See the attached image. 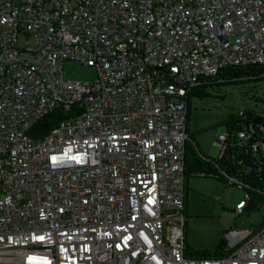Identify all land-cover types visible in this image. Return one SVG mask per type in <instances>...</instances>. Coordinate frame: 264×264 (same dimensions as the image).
<instances>
[{"label":"built area","instance_id":"2783aa9c","mask_svg":"<svg viewBox=\"0 0 264 264\" xmlns=\"http://www.w3.org/2000/svg\"><path fill=\"white\" fill-rule=\"evenodd\" d=\"M66 61L96 78H65ZM253 64L264 0H0V264H264V224L215 256L185 237L190 94ZM237 126L216 143L255 157L256 174L218 170L240 215L264 198V126Z\"/></svg>","mask_w":264,"mask_h":264},{"label":"rangeland","instance_id":"374dc122","mask_svg":"<svg viewBox=\"0 0 264 264\" xmlns=\"http://www.w3.org/2000/svg\"><path fill=\"white\" fill-rule=\"evenodd\" d=\"M24 40L25 36L21 35L20 46H23ZM63 69L65 78L70 80L92 82L96 78L94 68L75 61H66ZM203 86L207 85H200L194 90L201 89ZM256 90L263 99L259 103H243L240 89L235 86L225 87L223 90L224 99L215 97L214 94H218L209 90V93L212 94L211 97L191 103L188 128L191 132L201 131L195 135L197 143V147H195L200 155H204H199L198 161H202V157H206L203 160L207 162L208 159L217 158L219 147L216 143V136L227 130L226 122L238 111L256 110L264 117V82ZM189 147L194 148L190 132ZM210 174L215 176L211 171L206 173V175ZM242 199H244L243 190L226 186L217 179L196 176L189 180L186 189L187 225L185 237L191 254L195 255L199 249L205 251L218 249L220 239L225 232L254 230L264 224V201L253 209H245L242 214L238 215L235 207Z\"/></svg>","mask_w":264,"mask_h":264},{"label":"trees","instance_id":"16d2710c","mask_svg":"<svg viewBox=\"0 0 264 264\" xmlns=\"http://www.w3.org/2000/svg\"><path fill=\"white\" fill-rule=\"evenodd\" d=\"M264 82V66L253 64L246 67H229L223 69L216 77L209 80L207 83L202 85H207L201 87V89L194 90V93L190 94V102H189V112L187 117V122L190 120V107L191 103L200 101L204 98H209L212 96L211 93H209V90H212L216 92L215 97H220L222 99L225 98L223 96V93L225 90V87L228 86H235L238 89H240V94L242 95V102L243 103H259L261 102L262 96L258 94L256 88ZM245 90H242V89ZM243 112V115L240 113ZM258 117H263L260 115L259 112L256 110H248L243 109L240 110L229 119V121L226 122L227 128L231 127L232 125L238 124L240 129L241 126L247 125V120L254 121ZM66 117L63 115V113L60 111L59 108L54 110L52 113L41 119L39 123L32 129L33 135L38 138L41 136L46 135L52 128H54L59 122L64 120ZM237 126V127H238ZM213 129V128H212ZM189 132L192 136V144L194 145V148L189 147ZM201 133V131H195L191 132L188 128V140L185 144V180H186V187L188 186V182L191 178L196 176L201 177H209L214 178L222 183H224L226 186L233 187L230 185H227L224 179L218 174V170H226L231 171L234 174L240 176L243 175V167L241 165H238L237 163L245 162L246 167H249L248 174H244L243 176L256 174V169L253 167L255 165V157L253 154H248V150L244 148L243 150L239 149V152H227L225 156H218L215 159V163H211L208 159V162L206 160H203L206 157H202V161H198L197 157H199V151L196 148L197 143L195 140V135ZM218 136V135H217ZM216 136V137H217ZM233 136H237L236 132ZM196 146V147H195ZM198 151V152H197ZM202 154V152H201ZM203 155V154H202ZM200 155V156H202ZM204 156V155H203ZM236 164V165H235ZM208 171H211V173H214L215 176L213 177L211 174L206 175ZM254 182H260L259 180L252 179ZM262 201H264V198H261L260 196H257L253 193V200L250 202V204L245 209H253L256 206H258ZM244 209V210H245ZM224 236V235H223ZM225 246L224 238L221 237L219 248L214 251H205L203 249H199L196 251V254L199 256H215L223 250Z\"/></svg>","mask_w":264,"mask_h":264},{"label":"water","instance_id":"95a60500","mask_svg":"<svg viewBox=\"0 0 264 264\" xmlns=\"http://www.w3.org/2000/svg\"><path fill=\"white\" fill-rule=\"evenodd\" d=\"M255 124L264 126V117H258L254 120Z\"/></svg>","mask_w":264,"mask_h":264}]
</instances>
